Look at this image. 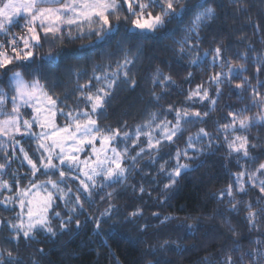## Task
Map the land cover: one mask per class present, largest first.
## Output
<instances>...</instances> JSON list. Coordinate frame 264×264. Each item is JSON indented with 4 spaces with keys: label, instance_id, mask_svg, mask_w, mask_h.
I'll return each instance as SVG.
<instances>
[{
    "label": "snow or ice",
    "instance_id": "snow-or-ice-1",
    "mask_svg": "<svg viewBox=\"0 0 264 264\" xmlns=\"http://www.w3.org/2000/svg\"><path fill=\"white\" fill-rule=\"evenodd\" d=\"M228 2L237 12L248 11L242 0ZM223 6V0H0V82L7 84V90L0 87V205L15 213L11 218L0 217V245L13 244L18 249L21 240L33 241L38 232L55 238L72 231L69 226L73 223L80 228L81 221L75 217L85 215L97 235L105 231L121 234L122 226L131 224L140 240L151 229L157 242L147 246L145 251L153 259L145 264H170L165 253L182 254L195 247L182 241L195 235L203 227V220L220 216L221 227L226 226L233 244L216 264H264V161L250 168L264 154V137L249 135L253 128H264V93L260 91L264 80L258 78L264 71V55L252 56L257 77L253 86L251 78L242 75L248 70L249 53L255 52L251 44L235 53L245 62L241 64H234L226 55L227 45L222 42L202 47L206 39L202 33L215 23L217 9ZM252 26L259 32V24ZM13 27L21 31L15 32ZM166 39L172 44L165 47L183 67L220 70L209 72L206 80L187 89L183 101L164 106L161 100L171 96L172 89L180 95L185 90L157 66L147 78L151 85L148 104L157 107L151 111L145 108L146 118L131 128L126 120L117 127L102 126L100 121L107 119L117 93L135 92L140 87L133 74L137 63L145 57L149 61L154 58L142 44L134 42ZM76 40L87 43L74 45ZM113 41L114 50L105 48L102 53L109 58L108 63L93 62L91 75L76 85L77 104L82 101L86 107H61L63 101L49 92L47 84L50 77H55L50 69L60 66L54 62L67 61L69 74L79 81L87 73L71 61L88 59L92 48ZM46 45V52L37 51ZM117 53L123 55L113 65L111 58ZM20 69L31 79H26ZM193 76L189 71L184 82L191 83ZM234 79L240 83L233 86ZM224 85L240 100L247 91L249 103L229 111L226 123L215 121V134L205 127L190 132L191 127L206 124L217 110ZM252 109L257 111L248 115ZM26 139L32 142L31 152L23 145ZM181 140L182 147L177 143ZM219 148L226 149L229 162L234 158L239 171L229 172L230 182L211 193L218 205L211 215L181 217L176 211L156 210L145 218L144 206L137 205L122 214L112 202L119 191L131 188L138 199L143 201L146 195L157 209L171 207L181 180L203 167V158ZM13 164H17L16 169ZM137 176L140 180L131 183ZM145 181H150L149 187ZM109 188L113 191H106ZM249 190L257 192L254 199H237ZM97 196L101 202L107 200V207L95 216L85 205L92 207ZM241 204L249 232L258 234L249 241L255 247L246 250L231 220L232 215H239ZM180 210L186 211L187 205ZM140 219L145 222L138 224ZM54 221L59 224L54 225ZM0 264H23V260L13 248L0 247Z\"/></svg>",
    "mask_w": 264,
    "mask_h": 264
},
{
    "label": "trees",
    "instance_id": "trees-1",
    "mask_svg": "<svg viewBox=\"0 0 264 264\" xmlns=\"http://www.w3.org/2000/svg\"><path fill=\"white\" fill-rule=\"evenodd\" d=\"M244 6L248 8L246 13L237 12L236 6L230 4L228 0H223L224 6L218 8V18L215 23L212 24L211 28L205 29L202 35L206 37L205 41L202 43L203 48H209L214 45V42H222L227 45L226 55L232 59L234 64L245 63L240 60L235 53L243 52L247 49V46L251 44L255 52L249 53V59L246 62L247 72L242 75L251 78V83L253 86L257 83V77L255 75V62L252 60V56L256 53L264 55V0H242ZM22 22V21H21ZM257 23L260 25L259 32L252 25ZM13 31H18L16 27H13ZM81 43H87L86 40H76L74 45H79ZM113 41L108 45H101L99 47L92 48L88 52V59L72 60L71 63L76 65L79 70L87 75L80 78L79 81L73 75L69 74L68 69L65 64L68 63L56 61L59 68L52 67L50 70L55 73V77H50L47 81L48 90L51 94L58 96L63 104L61 107L67 105L69 108L74 107H86L81 101L79 105L77 104V96L79 93L76 90L77 83L83 84L88 76L92 73L93 62L98 63H108L109 58L102 55L105 48L110 51L114 50ZM134 43H140L144 46L145 52L151 54L154 58L149 61V59L142 58L133 69V74L136 79L140 82V87H138L135 92H130L128 90L119 91L117 95L113 98L111 106L108 109L107 119L100 121L101 125L110 124L113 127L119 126V122L126 120L129 128L137 123L142 122L145 116V108L149 111L156 108V105H149L148 99L151 91V85L147 79L149 74L154 72L155 68L160 67L166 74H170L176 80L180 88L184 89V95H180L177 89H172L171 96H166L161 100V104L167 106L170 102L179 103L184 100V96L187 95V89L194 88L197 83L202 80H206L209 72L219 71L220 69H211L208 71H201L200 68L195 66L191 68H185L181 64H178L174 59V54L170 49H167L166 45H171V39H166L163 41L159 40H142L135 41ZM74 45H68L69 48ZM175 47V45H172ZM48 50L46 45L42 49L37 51L44 53ZM78 51H84L83 49H78ZM133 51H135L133 49ZM123 54L117 53V56L111 58V62L114 65L116 59L120 58ZM204 67L203 65L201 66ZM25 71L24 69H20ZM189 71L194 73L191 83H185L184 77ZM25 78L31 79L25 71ZM260 80H264V71H262L258 77ZM233 86L240 83L239 79H234L232 81ZM0 87H4L7 90V84L0 82ZM207 87V85H206ZM224 94L220 98L217 110L212 113L208 122L203 125H197L190 128V132L195 133L199 127H205L208 131L215 130V121H219L221 124L226 123L225 117L227 113L234 109H239L245 104L249 103L248 92L242 93L244 96L243 100H240L236 92L232 91L227 85L223 86ZM156 92H160L159 88L155 89ZM264 93V88L260 89ZM143 96V99L139 97ZM226 105H231V108L226 107ZM9 108L11 105L8 106ZM197 108L200 106L197 105ZM68 110V109H66ZM201 111L206 110L205 108H200ZM257 109H252L248 115L254 114ZM169 119H172L169 116ZM188 133H185L187 135ZM250 136L260 135L264 137V128L250 130ZM181 147L183 146V141L177 142ZM32 142L27 139L23 141L25 149L29 152L32 151ZM167 151V149H165ZM257 152L259 150H256ZM226 157V149L219 148L215 150L214 154L204 157V166L198 169L196 172L189 174L186 178L182 179L180 184L181 187L175 194L173 200L171 201V207H164L163 209H157L153 206V201L145 195L143 201L138 199V193L132 191L131 188L127 190L119 191V194L113 199V203L116 204L122 214H126L133 210L137 205L144 206L145 208V218L150 216L152 211L163 210L164 212L176 211L181 217L185 215H197L203 214L204 216L211 215L213 211L217 208V202L211 199V193L218 191L219 189L225 187L229 182L230 178L229 172H236L239 169L235 165V160L229 162ZM261 161H264V154H261L259 159L255 164L250 165V168H255ZM13 169L17 168V164L12 165ZM147 170V169H146ZM20 171H26V169L21 168ZM4 179H11L10 176H5ZM43 179V177H41ZM140 180L137 176L136 180L131 181V183H136ZM27 183V181H24ZM145 186H150V181H145ZM119 190V185L115 186ZM106 191H113L112 188ZM104 193H100L103 195ZM153 196L157 195V192L152 193ZM257 196L255 190H249L248 194L245 196H238L237 199L248 201L254 199ZM187 205V210L178 209L184 208ZM107 207V200L101 202L99 196L95 198V203L92 207L87 204L85 208L89 214L98 216L101 211ZM13 211L4 210L3 205H0V217L14 216ZM245 215V209L243 204L240 205L239 215H232V225L235 227L236 231L239 233V243L242 249L246 250L248 248H253L255 245H251L249 241L257 237V233L249 232L246 221L243 219ZM115 218V217H114ZM81 221V227L76 228L75 223L69 227L72 229L70 232H65L62 235H58L55 238H49L46 234L42 232L36 233V239L33 241H23L19 242L18 249L13 244H3L0 247L13 248L14 254H19L23 260V264H33V261H38L39 264H145L148 259H153L152 256L147 255L146 248L149 244H155L157 242V237L152 233L150 229L148 233L137 240L138 233L131 224H125L121 228V234L113 233H97L93 230V223L86 220L85 215H79L75 217ZM222 217L217 216L213 220L205 219L202 221L203 227H200L195 235H188L182 243L189 246L195 245V247H190L188 251L182 254L176 252H168L164 254V258L170 261V264H216L220 261L221 257L229 253L232 247L233 241L229 239L231 235L226 231V226L221 227ZM144 219L137 221L138 224L144 223ZM189 223H195V221H188ZM54 225H58L59 221H54ZM151 223H158L152 220ZM102 227L107 230L108 225L104 224ZM223 232V235L220 233ZM127 233L128 235H124ZM7 234V233H5ZM226 242V243H225ZM223 245V247H221ZM37 249H43L44 252H37ZM234 257L238 256L239 253H230ZM207 257V261L204 258ZM247 259V258H246Z\"/></svg>",
    "mask_w": 264,
    "mask_h": 264
},
{
    "label": "rangeland",
    "instance_id": "rangeland-1",
    "mask_svg": "<svg viewBox=\"0 0 264 264\" xmlns=\"http://www.w3.org/2000/svg\"><path fill=\"white\" fill-rule=\"evenodd\" d=\"M21 23H22V22H21ZM16 28H17V30H18V31H16V30H15V32H20V31H21V29H20V28H18V27H16ZM209 132H212V133H214V134H215V130H214V131H211V130L209 129Z\"/></svg>",
    "mask_w": 264,
    "mask_h": 264
}]
</instances>
